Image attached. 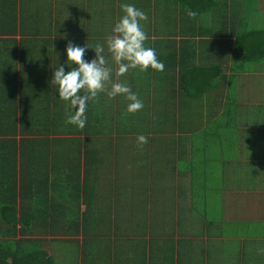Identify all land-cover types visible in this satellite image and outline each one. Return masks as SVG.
<instances>
[{"label": "trees", "instance_id": "obj_1", "mask_svg": "<svg viewBox=\"0 0 264 264\" xmlns=\"http://www.w3.org/2000/svg\"><path fill=\"white\" fill-rule=\"evenodd\" d=\"M116 1L120 0H102V4L91 0H0V264H116V252L126 241L122 238L133 229L142 231L145 245L160 244L163 236L155 234L162 230L172 231V235L181 231L191 235L199 230L195 220L168 217L159 222L158 210L148 204L149 180L161 169V174L166 172L174 179L179 176L178 184L185 175L193 174L191 184L200 179L202 187L207 185L212 163L222 149L213 140L198 144L200 123L205 117L198 102L211 99L215 88L219 93L233 85L240 73L264 70V26L258 21V3L233 2L243 21L234 28L237 59L233 62L235 74L230 77L222 71L221 63L214 64L207 56L202 59L208 61L201 65L195 62L190 66L189 59L185 60V56L197 55L196 42L190 37L195 31L185 33L181 29L179 34L177 2L172 4L170 0L166 11L165 0H156L153 17L145 12L143 0H124L149 17L143 25L148 35L145 46L154 48L164 65L182 66L180 93L165 87L166 81L160 79L155 86V104H147L144 97L149 100L151 96L146 90L148 83L160 72L151 68L144 73L130 71L119 82L131 87L144 108L127 114L129 102L123 96L109 100L101 93L98 103L89 101L87 122L80 130L65 123L66 104L50 81L57 67L69 70L65 64L69 41L81 47L104 43L123 15L121 10L116 12L121 5ZM109 2L111 8L106 12ZM206 3L205 13L221 10L222 0ZM154 34L155 39L151 36ZM166 34L171 35V42L160 37ZM178 34L181 51L174 47L165 52L166 45L177 44ZM94 57V50L88 49L85 59ZM110 66L116 82V65L110 61ZM215 66L219 73L214 71ZM200 78L203 87L198 85ZM231 110L225 108L226 113ZM204 126L209 138H214V125ZM219 130L222 132L225 126ZM140 135L148 138L143 149L137 146ZM144 189L143 203L134 192ZM190 190L197 195L201 191L199 182ZM192 198L194 207L195 196ZM179 205L182 209L177 207L169 216L182 214L186 206ZM145 210L156 218L149 219L148 212L143 214L146 218H138ZM36 214L39 216L34 218ZM76 231L87 233L88 241L82 250L69 252L74 257L68 261L64 249L68 240L59 236ZM184 241L171 244L184 245ZM127 243L133 244V240ZM106 244L116 245L117 250L107 254Z\"/></svg>", "mask_w": 264, "mask_h": 264}, {"label": "crops", "instance_id": "obj_2", "mask_svg": "<svg viewBox=\"0 0 264 264\" xmlns=\"http://www.w3.org/2000/svg\"><path fill=\"white\" fill-rule=\"evenodd\" d=\"M94 1L102 4V0H91V2ZM128 1L120 0L116 1V4H125ZM184 1L189 3H183ZM258 1H261L258 4L259 19L264 20V0ZM233 2L237 3L235 0H222L219 5L221 10L205 13L204 9L209 4H205V0L172 1V4L176 3L175 7L179 8L177 19L173 18L178 24L176 27L179 34L182 32L181 29L185 33L195 31V34L190 37L196 42L197 55L185 56V60L189 59L190 66L196 65L195 62L201 65L210 60L214 64L221 63L222 71L227 76L231 77L235 74L233 62L237 59L235 56L237 36L234 34L236 33L234 28L240 26L243 15L238 6L234 9ZM252 2L255 4L254 0ZM169 3L170 0H165L163 3L166 11ZM172 4L170 7L173 6ZM143 5L147 9L145 12L148 11L155 17L156 0H143ZM184 5L186 10H194L198 15L195 18H189ZM108 8H111L110 2L106 4V12ZM120 10L121 8L117 6L116 12L119 13ZM179 34L176 37L177 44L166 45L165 52L173 50L174 47L181 51L178 44L181 40V34ZM151 36L154 39L157 38L156 34ZM160 37L168 42L172 41L171 35L166 34ZM206 53L211 54L206 55ZM205 56L208 60L202 59ZM182 71V66L165 65L164 71L160 72L156 78H151L148 83L146 90H149L151 96L149 100L144 97V102L155 104L152 101L156 92L155 86L158 85L157 80L160 79L166 81L165 87L173 89L172 91L179 95ZM214 71L220 72L216 66ZM191 82H195V79ZM197 82L203 87L202 78ZM231 85L229 84V87L223 88L219 93L218 89H213L211 93L214 95L211 99L207 97L204 102H198L199 105L202 104L201 107L205 111V117L200 123L198 144L207 139L213 140L218 142L222 149L217 161L212 163V174L207 185L202 187L200 179L191 184L193 174L185 175L178 184L179 176L174 179L166 172L161 174V169L148 184L150 208L163 210L166 218L195 220L196 228L198 224L201 232L196 230L195 234L186 235L181 231L172 235V231L162 230L155 234L157 237L163 236L160 244L151 242L145 245L141 242L142 231L133 229L132 234L122 238L126 241L119 246L118 250L116 245L106 244L107 251H104L107 254L114 249L117 250L116 253H119L116 256L118 257L116 264H129L128 260L131 258L132 264H264V252L260 251L264 249V70L260 69L248 75L240 73ZM156 97L161 100L160 97ZM226 99L227 102H225ZM226 107L232 108L230 113L225 112ZM210 124L214 125V138H209L204 126ZM224 126L225 130L220 132L219 129ZM198 182L201 191L195 195L190 188H194ZM145 193L144 189L143 192L139 190L135 194L140 202H145ZM193 196H195L196 204L194 207L191 205ZM179 202L186 206L182 214L178 216L175 213L169 216L170 212L178 207ZM144 213H147L149 219L156 218L147 210L139 212L138 218H146L143 216ZM37 216L39 214H36L34 218ZM207 221H210V224ZM123 231L126 232L125 229ZM147 233L153 234L150 231ZM59 237L68 240L67 247L64 249H67L69 254L74 249L82 250L81 247L85 246L89 236L83 231H76L74 234L68 233ZM170 239L171 241L168 242ZM184 239L187 240L184 245L171 244L173 241H184ZM129 240H133V244L127 243ZM166 240L167 243H164ZM174 252L176 254H173ZM68 257L69 261L74 256L69 254Z\"/></svg>", "mask_w": 264, "mask_h": 264}, {"label": "clouds", "instance_id": "obj_3", "mask_svg": "<svg viewBox=\"0 0 264 264\" xmlns=\"http://www.w3.org/2000/svg\"><path fill=\"white\" fill-rule=\"evenodd\" d=\"M123 15L115 23L110 34L106 35L103 44L94 46L85 44L83 47L69 41L66 47L67 60L64 66H59L53 73L50 84L58 92L59 99L66 104L65 123L83 130L86 122V111L89 101L99 102L101 93H105L109 100L123 96L129 103L127 114H135L144 108L143 101L138 98L126 82H119L120 78L130 71L147 72L149 68L156 72H163L165 65L158 60L156 50L145 46L148 35L144 23L149 20L148 15L131 4H121ZM189 18H195L196 11L188 9ZM105 47L107 56L105 55ZM94 50L95 57L90 61L85 59L86 51ZM116 65L113 82V68ZM148 143L144 135L137 137V146L143 149ZM264 252V249L260 250Z\"/></svg>", "mask_w": 264, "mask_h": 264}, {"label": "rangeland", "instance_id": "obj_4", "mask_svg": "<svg viewBox=\"0 0 264 264\" xmlns=\"http://www.w3.org/2000/svg\"><path fill=\"white\" fill-rule=\"evenodd\" d=\"M254 2L256 3H260L258 0H254ZM259 22H260V24H261V26H264V20L263 19H259L258 20ZM138 189V188H137ZM138 193V192H137ZM136 194V192H134V195ZM135 198L137 199V196L135 195ZM168 207V206H167ZM167 207H164L165 209H167ZM178 209H182V205H178ZM157 214L158 215H160V219H159V222H160V220H163V218H165L166 219V213L163 211V210H159L158 212H157ZM39 237H43V236H41V235H39ZM62 248H60L59 250H61ZM63 254V253H62Z\"/></svg>", "mask_w": 264, "mask_h": 264}]
</instances>
